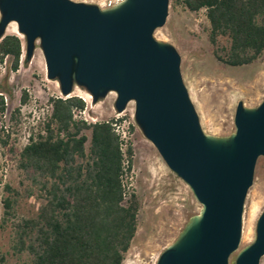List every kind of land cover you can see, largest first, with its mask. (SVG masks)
<instances>
[{"label":"water","instance_id":"water-1","mask_svg":"<svg viewBox=\"0 0 264 264\" xmlns=\"http://www.w3.org/2000/svg\"><path fill=\"white\" fill-rule=\"evenodd\" d=\"M170 0H122L110 7L72 0H0V39L16 23L27 43L37 44L48 78L63 97L76 87L99 103L115 93L116 112L135 103L144 136L202 206L157 264H260L264 257V212L256 239L239 250L245 203L256 166L264 158V101L239 102L236 131L207 135L181 72V56L155 37L169 14Z\"/></svg>","mask_w":264,"mask_h":264},{"label":"trees","instance_id":"trees-1","mask_svg":"<svg viewBox=\"0 0 264 264\" xmlns=\"http://www.w3.org/2000/svg\"><path fill=\"white\" fill-rule=\"evenodd\" d=\"M173 1L190 12H206L209 41L221 63L244 67L264 56V0ZM221 38L229 41L226 50L219 48ZM23 55L19 36L0 39L1 64L11 59V70L18 71ZM28 102L24 91L21 103ZM49 105L44 128L21 151L9 134L0 138L22 176L18 188L5 187V214L13 218L24 198L37 195L43 202L36 217L16 224L13 249L27 255L26 264H124L141 209L130 182L134 150L116 128L125 119H78L87 107L78 96L50 97ZM6 110L1 92L0 117ZM0 264H7L1 252Z\"/></svg>","mask_w":264,"mask_h":264},{"label":"rangeland","instance_id":"rangeland-1","mask_svg":"<svg viewBox=\"0 0 264 264\" xmlns=\"http://www.w3.org/2000/svg\"><path fill=\"white\" fill-rule=\"evenodd\" d=\"M72 1L107 8L122 0ZM209 27L204 10L193 13L170 0L166 24L156 30L155 37L171 44L180 54L183 80L203 131L215 137H228L236 131L238 103L256 108L264 101V56L249 66H226L215 57L214 47L209 41ZM6 35H17L22 39L24 55L18 71L11 70V59L0 63V93L4 94L7 106L5 115L0 117V138L9 134L12 145L21 151L44 128L51 112L49 98L63 96L59 82L48 78L40 44H37L32 59L28 60L26 39L19 33L16 23L8 26ZM228 47V39L221 38L219 48L226 50ZM24 91L29 95L26 105L21 103ZM72 96L81 97L87 104L85 111L78 113V119L89 123L125 119L118 125L125 135V143H131L134 150L130 182L141 209L138 231L124 264H157L161 254L176 241L202 206L138 127L134 102L119 114L115 109V93L96 104L82 88L76 87ZM18 109L20 113L15 115ZM86 134L90 137L89 132ZM21 179L15 162L11 160L9 147L0 144V252L5 255L7 264L28 262L26 254L16 253L13 249L14 228L22 219L36 217L43 204L35 195L19 201L13 218L5 214L3 201L8 196L5 187L18 188ZM263 212L264 158H260L245 203L242 241L231 262L241 249L255 241L257 223ZM260 264H264V257Z\"/></svg>","mask_w":264,"mask_h":264},{"label":"built area","instance_id":"built-area-1","mask_svg":"<svg viewBox=\"0 0 264 264\" xmlns=\"http://www.w3.org/2000/svg\"><path fill=\"white\" fill-rule=\"evenodd\" d=\"M116 128H117V131L122 135V137L124 139L125 138V135L123 134V132H120V126L118 125V123H117Z\"/></svg>","mask_w":264,"mask_h":264},{"label":"bare ground","instance_id":"bare-ground-1","mask_svg":"<svg viewBox=\"0 0 264 264\" xmlns=\"http://www.w3.org/2000/svg\"><path fill=\"white\" fill-rule=\"evenodd\" d=\"M8 29V28H7ZM114 94V93H113Z\"/></svg>","mask_w":264,"mask_h":264}]
</instances>
